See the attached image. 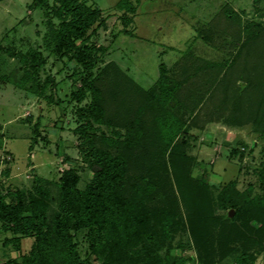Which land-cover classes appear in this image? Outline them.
I'll return each mask as SVG.
<instances>
[{"label": "trees", "instance_id": "obj_1", "mask_svg": "<svg viewBox=\"0 0 264 264\" xmlns=\"http://www.w3.org/2000/svg\"><path fill=\"white\" fill-rule=\"evenodd\" d=\"M135 1L118 0L115 6L132 14L140 2ZM49 2L32 0L30 6L49 8ZM54 2L57 5L52 13L59 23L49 22L53 49L81 67L79 84L71 91V99L77 103L73 130L78 153L92 175L84 186H80L81 174L71 167L55 182L36 175L32 190L10 192L12 201L0 190V228L16 234L12 237L16 242L22 236H34L31 250L20 264H95L91 253L103 264H163L167 259L158 254L160 240L178 229L186 230L187 225L198 238L197 218L205 223L214 209L209 184L191 174L190 127L202 128L220 116L230 125H242L243 113L249 111L255 113V129L264 134V25L260 21L244 23L242 14L226 3L210 19L209 27L241 41L235 57L208 61L195 55L190 63H177L173 73L161 63L157 79L143 86L116 61L99 67L106 47L89 40L92 31L104 23L102 8L86 0ZM126 13L124 20L130 18ZM203 37L212 39V32ZM255 40L258 42L252 45ZM245 45L254 48L250 51L256 56L253 66L239 63ZM0 51L30 65L32 71L23 81H34L47 62L34 49L15 52L0 43ZM239 75L250 83L237 85ZM45 86L36 80L33 90L44 94ZM198 88L208 92V97L197 110L199 101L191 96ZM170 177L185 203L188 220ZM259 177L261 194L250 197L238 192L235 183L217 193L216 200L223 208L235 209L232 223L264 218V164ZM52 184L58 187V197L57 206L49 212ZM155 199H161L163 208L153 205ZM82 230L90 238L86 257H82L76 239ZM102 230L104 241H99L97 234ZM249 259L253 260L252 255ZM244 260L246 257L240 264Z\"/></svg>", "mask_w": 264, "mask_h": 264}, {"label": "rangeland", "instance_id": "obj_2", "mask_svg": "<svg viewBox=\"0 0 264 264\" xmlns=\"http://www.w3.org/2000/svg\"><path fill=\"white\" fill-rule=\"evenodd\" d=\"M31 1L0 0V43L15 52L40 51L47 61L34 81H23L32 71L30 65L0 51V190L7 201H12L14 195L10 192L16 189L32 190L36 175L55 182L71 167L82 176L80 186L92 175L78 153L73 130L77 103L71 99V91L79 84L81 67L53 49L49 22L59 23L52 13L57 5L54 0H50L49 8L31 7ZM117 1L86 0L102 8L104 18V23L92 31L89 43L106 47L99 67L116 61L143 86L157 79L161 63L173 73L177 63H190L195 55L208 61L235 57L242 48L241 41L209 27L210 19L226 3L242 14L244 23L260 21L264 25V0H140L132 14L117 9ZM124 13L129 15L128 20H124ZM209 32L213 37L207 40L203 34ZM253 49L245 45L240 64H256V56L250 52ZM240 75L236 84L248 85L249 80ZM36 80L46 84L44 94L34 92ZM192 94L191 99L199 101L198 110L207 102L208 92L198 88ZM242 118V125H230L220 116L202 128L190 127L188 152L194 157L191 174L209 184L214 209L205 223L196 217L197 230L204 236L198 234L195 238L187 225L186 230L178 229L160 240L158 254L167 259L163 264H240L244 257L243 264H264V218L232 223L235 209L223 208L216 200L217 193L233 183L238 192L250 197L263 191L259 174L264 164V134L255 129V113L244 112ZM174 182L177 202L188 220ZM49 189L50 212L57 206L58 187L52 184ZM160 200L155 199L153 205L161 209ZM103 233L98 232L99 241H104ZM14 236L0 228V264H20L22 256L30 252L34 236H22L19 242ZM76 239L82 257L88 256L87 232L79 231ZM251 255L253 260L249 259ZM89 256L95 264H103L95 253Z\"/></svg>", "mask_w": 264, "mask_h": 264}]
</instances>
